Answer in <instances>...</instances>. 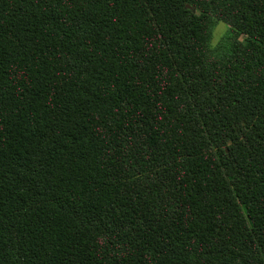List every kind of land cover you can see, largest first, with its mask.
<instances>
[{
    "label": "trees",
    "instance_id": "1",
    "mask_svg": "<svg viewBox=\"0 0 264 264\" xmlns=\"http://www.w3.org/2000/svg\"><path fill=\"white\" fill-rule=\"evenodd\" d=\"M0 264H264V0H0Z\"/></svg>",
    "mask_w": 264,
    "mask_h": 264
},
{
    "label": "rangeland",
    "instance_id": "2",
    "mask_svg": "<svg viewBox=\"0 0 264 264\" xmlns=\"http://www.w3.org/2000/svg\"><path fill=\"white\" fill-rule=\"evenodd\" d=\"M229 34V27L223 23V22H218L216 23L213 34H212V46L214 49H217L220 45L221 42L228 36Z\"/></svg>",
    "mask_w": 264,
    "mask_h": 264
}]
</instances>
